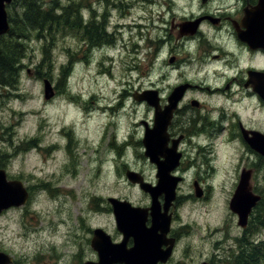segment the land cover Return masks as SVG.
<instances>
[{"label":"flooded vegetation","instance_id":"obj_1","mask_svg":"<svg viewBox=\"0 0 264 264\" xmlns=\"http://www.w3.org/2000/svg\"><path fill=\"white\" fill-rule=\"evenodd\" d=\"M72 3L69 0L65 6L69 14H72ZM78 6L79 30L81 29L78 43L81 53L78 58L81 62L88 63L99 52L108 48L130 49L131 45L137 61L141 60L142 51H146L144 56L148 59V64L158 69V73L152 72V77L157 80V83L152 84L160 86L148 89L159 90V109L162 112L169 105V97L174 88L188 85L172 112L165 137L161 136L159 146H156V156L151 157L147 152V145L143 143L146 134L154 126L156 111L148 102L146 103L153 111V118L150 122H145L143 138L137 142L141 145L138 156L143 157L144 167L155 176L152 179L145 175L144 180L147 183L157 185L159 163L172 179L178 180L176 197L167 212L171 216V222L165 240L169 242L162 245V249L173 245L172 256L167 262L171 264L184 227V223L178 221L175 211L180 200L183 199L186 203L210 202L211 194L220 191L231 193L229 199H225L229 205L244 174L251 191L260 196L258 205L264 201V149L253 147L247 140L256 131L264 134V47L242 38V35L255 33L257 42L264 44V0H79ZM135 9L138 11L137 16L134 15ZM136 30L138 34L134 39L133 31ZM5 36L6 34L0 35V40ZM160 54L161 58H158ZM50 81L53 85V96L48 100L53 101L60 96L61 91L65 92L55 85L53 79ZM0 86H3L1 80ZM112 124L110 122L109 126ZM69 132L74 133L70 129ZM66 133V130H61L55 134L63 140ZM127 143L126 139L122 144ZM109 145L112 150L119 147L116 135L113 140L110 139ZM48 147H55L59 152L60 149L65 150L63 141H51L42 146L43 149ZM34 149L39 151L35 152L44 161L42 149ZM172 156L174 159L169 162L168 157ZM92 161H95L94 157ZM57 169V177L66 173V167L59 166ZM9 178L14 177L9 174ZM17 179H21L26 185L29 199L24 205L9 209H18L21 219L33 210L35 200L30 202L34 197L32 187L35 184L29 186L22 178ZM55 181V175H49L47 182L42 184L43 189H48L46 186L52 183L54 192L60 194L65 187ZM184 189L189 191L183 192ZM91 196L94 210L89 213L94 216V220H100L106 215L110 223L81 227L83 236L79 239L78 246L75 243L76 237L67 239L69 248L77 247L73 257L78 264L99 263L103 248H113L124 238L118 230L111 205H103L101 196ZM159 202L163 212L164 194L159 196ZM59 212L63 213L62 206ZM54 213L55 211L53 215ZM252 214L246 226L239 224L237 217V223L243 231L247 229ZM66 215L70 221L71 218ZM77 218L80 221L87 220L80 215ZM61 223H64L62 219ZM146 225H151L150 211L147 212ZM96 230H100L98 247L93 245ZM199 234L208 238L200 229ZM22 235L24 234H20ZM70 235H73L72 232ZM243 240V237L235 238L236 246L231 248H235L237 252L222 257V264H239L240 254L244 258L240 264H247V254L252 249L259 248L253 246V241L250 247ZM132 246L133 238L130 237L126 247L129 249ZM88 250L92 256L84 258ZM257 250L256 259L260 264L261 255ZM0 251L6 254L5 264H23L24 259L27 264H33L34 257L38 256L34 252L22 256L21 259L15 252L1 246V242ZM55 254L60 256L58 252ZM107 259L106 264H125L115 261L112 256ZM252 262L250 260L248 264H253ZM198 264L215 262L202 260Z\"/></svg>","mask_w":264,"mask_h":264},{"label":"rangeland","instance_id":"obj_2","mask_svg":"<svg viewBox=\"0 0 264 264\" xmlns=\"http://www.w3.org/2000/svg\"><path fill=\"white\" fill-rule=\"evenodd\" d=\"M68 1L57 0L54 10L60 13L63 9L65 12ZM72 1L70 20L74 21L75 13L79 15V0ZM47 3V6L52 4L51 0ZM8 11L14 16V9ZM137 14L135 9L134 15ZM133 32L136 39L138 30ZM42 33L37 35L34 32L25 42L20 37L17 41L11 36L0 40V46L6 41L20 43L23 53L26 48L24 59L17 61L22 67L16 83L13 87L0 86V167L8 169L14 179L20 177L29 186L35 184L30 202L35 200L32 211L21 219L18 209L10 208L0 214V242L21 259L36 252L38 256L34 257L33 264H78L73 257L77 247L69 248L67 239L76 237L78 246L83 236L81 227L110 223L106 215L94 220L89 213L94 210L91 195L101 196L103 205H111L110 196L128 199L142 207L151 205L149 193L129 181L125 171L139 172L145 180V175L155 177L144 167L143 157L138 156L141 145L137 144L143 138L145 122L153 118V111L146 102L135 100L133 94L148 87L160 88L152 84L157 83L152 72L158 73V69L148 64L144 50L141 60L137 61L131 45L130 49H104L88 63L81 62L78 58L81 53L78 48L79 26L66 27L63 31L46 27ZM44 49L52 65L47 77H39L36 66L45 56ZM69 65L68 73L63 74L62 69L67 70ZM42 66L39 70L45 71L47 61L42 62ZM44 78L53 79L65 93L61 91L53 101L47 100ZM262 119L264 126V114ZM110 122H113L111 126ZM68 128L74 133L71 134ZM61 130L67 132L63 140L55 134ZM114 135L118 137L119 147L112 150L109 141ZM126 139L128 143L122 144ZM51 141H63L65 150L42 148ZM34 148L42 149L44 161ZM93 157L95 161H92ZM59 166L66 167L62 177L56 175ZM52 174L55 183L65 187L60 194L54 192L52 183H48V189H43V182H47V177ZM188 191L184 189L183 192ZM230 195L214 191L210 202L186 203L180 200L175 211L184 227L171 264H198L202 260L222 264V257L237 252L231 248L236 246V237H243L242 242L250 247L252 241L253 246H258L264 240V230L256 224L258 208L243 231L237 223V216L226 203L225 199ZM61 206L63 213L59 212ZM79 215L87 220L80 221ZM199 229L208 238L201 237ZM55 252L60 256L57 257ZM91 256L88 250L84 258ZM23 264H27L26 259Z\"/></svg>","mask_w":264,"mask_h":264},{"label":"water","instance_id":"obj_3","mask_svg":"<svg viewBox=\"0 0 264 264\" xmlns=\"http://www.w3.org/2000/svg\"><path fill=\"white\" fill-rule=\"evenodd\" d=\"M11 1L12 0H0V35L8 33L10 30L6 6L10 4ZM242 38L249 43H254L256 46L264 47V44H262L263 42H257L255 33L242 35ZM187 86L188 85L185 84L174 88L169 97V105L164 112L159 109L160 98L158 90L149 89L141 92H135L133 94L137 101H147L151 106L156 108L154 126L150 129V131H148L143 140V143L148 147L147 152L151 155V157L156 156V153L158 152L156 146H159L160 139H162L163 136L165 137L172 112ZM52 89L50 80L45 78L44 97L46 99H49L52 96ZM247 140L253 147H262L264 149L263 133L256 131L252 137H247ZM171 158L168 157L169 162L174 159L173 156ZM159 166L160 170L156 186H152L151 184L145 182L140 173L133 170H127L126 176L128 180L134 184H139L143 191L151 194V206L148 208L134 206L128 200H122L116 197L108 198L113 206V212L117 220L118 228L124 234V239L113 248H107L108 250L103 248L104 250L100 253L101 261L99 263L89 264H106L109 256H112L115 261L125 264L167 263L172 254L173 245H169L166 249H162V245H167L169 242L165 240V238H167L171 222V216L168 215L167 212L176 197V186L178 184V180L177 178L172 179L168 175V171L165 172V169L160 163ZM162 194H164V212H162V205L158 200L159 196ZM198 195H201V193H198ZM27 199L28 191L22 181L9 180L6 170L0 168V214L5 209L12 206L24 204ZM259 199L260 196L251 191L249 183L246 180V175L243 174L241 181L229 203L230 209L238 215L239 224L243 226L247 225L249 215L251 214L253 208L257 205ZM148 211L151 213L152 220V225L150 227L146 226ZM159 230L161 233H158ZM95 233L96 236L93 239V245L94 247H98V235H100V230H96ZM130 237L133 238L134 245L128 249L126 244ZM6 260V254L0 251V264H5Z\"/></svg>","mask_w":264,"mask_h":264},{"label":"trees","instance_id":"obj_4","mask_svg":"<svg viewBox=\"0 0 264 264\" xmlns=\"http://www.w3.org/2000/svg\"><path fill=\"white\" fill-rule=\"evenodd\" d=\"M52 4L47 6V0H14L11 5L8 6V10L14 9V16L10 15L9 12V21L11 24V28L9 33L6 35L11 36L15 39L20 37L22 42L31 38V35L36 32L37 35L44 34L42 33L44 29L47 27L51 29L52 26L55 27V30H65L66 27L79 26L80 25V17L77 13L73 17L74 21L70 19L71 14L66 10L63 12L61 9L60 13H57L54 8L56 7L57 0H51ZM45 6V7H44ZM74 13V12H73ZM72 25V26H71ZM26 54V48L23 53V48L20 43H5L0 46V68H1V83L6 87H13L16 83L17 75L20 73V69L22 65L17 63L19 58L24 59ZM44 58L42 61L36 66V74L39 77H47L50 73L51 65L48 60L47 50L44 49ZM47 61V69L44 71H40L39 69L42 66V62ZM68 69H62L63 74H67ZM258 208V209H257ZM259 217L256 221V224L261 226V229L264 230V201L262 204H259L256 207ZM255 212V211H254ZM260 251L262 262L264 264V240L257 246ZM256 250L252 249L246 256L248 263L252 260L253 264H258L256 259ZM257 250V251H258ZM250 254V255H249ZM249 255V256H248ZM244 260L243 254L238 255V263H242ZM242 261V262H241Z\"/></svg>","mask_w":264,"mask_h":264},{"label":"bare ground","instance_id":"obj_5","mask_svg":"<svg viewBox=\"0 0 264 264\" xmlns=\"http://www.w3.org/2000/svg\"><path fill=\"white\" fill-rule=\"evenodd\" d=\"M60 134V133H59ZM38 151V150H37ZM39 152V151H38Z\"/></svg>","mask_w":264,"mask_h":264}]
</instances>
